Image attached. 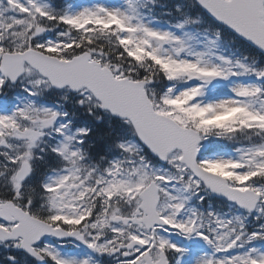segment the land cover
<instances>
[{"label":"snow or ice","instance_id":"1","mask_svg":"<svg viewBox=\"0 0 264 264\" xmlns=\"http://www.w3.org/2000/svg\"><path fill=\"white\" fill-rule=\"evenodd\" d=\"M0 264H264V0H0Z\"/></svg>","mask_w":264,"mask_h":264}]
</instances>
